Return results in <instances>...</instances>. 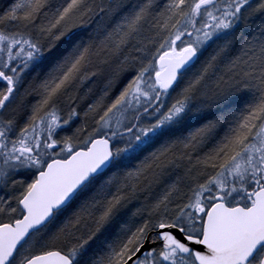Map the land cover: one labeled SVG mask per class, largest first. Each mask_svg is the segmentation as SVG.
I'll return each mask as SVG.
<instances>
[{
	"label": "snow or ice",
	"instance_id": "obj_1",
	"mask_svg": "<svg viewBox=\"0 0 264 264\" xmlns=\"http://www.w3.org/2000/svg\"><path fill=\"white\" fill-rule=\"evenodd\" d=\"M0 264H264V0H9Z\"/></svg>",
	"mask_w": 264,
	"mask_h": 264
},
{
	"label": "trees",
	"instance_id": "obj_2",
	"mask_svg": "<svg viewBox=\"0 0 264 264\" xmlns=\"http://www.w3.org/2000/svg\"><path fill=\"white\" fill-rule=\"evenodd\" d=\"M8 2L9 0H0V11H3L8 6Z\"/></svg>",
	"mask_w": 264,
	"mask_h": 264
},
{
	"label": "rangeland",
	"instance_id": "obj_3",
	"mask_svg": "<svg viewBox=\"0 0 264 264\" xmlns=\"http://www.w3.org/2000/svg\"><path fill=\"white\" fill-rule=\"evenodd\" d=\"M8 4H9V2H8Z\"/></svg>",
	"mask_w": 264,
	"mask_h": 264
}]
</instances>
